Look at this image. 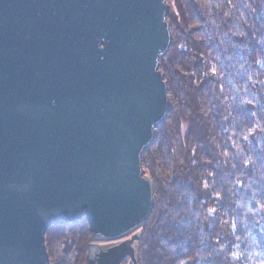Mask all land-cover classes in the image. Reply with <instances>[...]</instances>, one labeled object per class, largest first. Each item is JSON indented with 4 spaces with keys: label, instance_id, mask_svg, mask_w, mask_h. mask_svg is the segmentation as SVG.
<instances>
[{
    "label": "water",
    "instance_id": "obj_1",
    "mask_svg": "<svg viewBox=\"0 0 264 264\" xmlns=\"http://www.w3.org/2000/svg\"><path fill=\"white\" fill-rule=\"evenodd\" d=\"M168 10L0 0V264H49L47 230L82 217L87 264L133 259L153 207L141 157L169 109Z\"/></svg>",
    "mask_w": 264,
    "mask_h": 264
},
{
    "label": "clouds",
    "instance_id": "obj_2",
    "mask_svg": "<svg viewBox=\"0 0 264 264\" xmlns=\"http://www.w3.org/2000/svg\"><path fill=\"white\" fill-rule=\"evenodd\" d=\"M205 7L200 33L204 64L217 76L227 73L221 81L224 90L214 93L222 109L221 128H213L211 135L219 161L216 167L227 170L218 178L202 174L201 180L209 182L201 190H213L217 197L208 207L197 202L196 191L179 184L168 188L171 196L161 210L174 201L168 209L174 221L192 218L185 236V244L191 240V246L161 239L159 250L179 264H264V46L254 52L246 42L233 43L234 37L248 40L256 9L264 11V6L257 0H220ZM213 38L218 44L209 49L206 45ZM217 47L240 48L243 55H226L222 60ZM215 111L216 107L206 109Z\"/></svg>",
    "mask_w": 264,
    "mask_h": 264
},
{
    "label": "trees",
    "instance_id": "obj_3",
    "mask_svg": "<svg viewBox=\"0 0 264 264\" xmlns=\"http://www.w3.org/2000/svg\"><path fill=\"white\" fill-rule=\"evenodd\" d=\"M166 2L170 3L171 8L166 16L171 45L166 56L159 61V71L163 73L167 86L169 109L166 119L156 128L155 141L141 157L142 170L152 183L153 207L148 220L139 230V239L133 247V259L124 260L122 264H179L177 258L161 254L159 241L164 239L169 244H185L192 218H181L179 223L174 221L168 214L174 201L161 210V205L171 196L168 188L179 184L182 188L196 191L197 202L208 207L217 197L213 190H201L203 184L209 182L201 180L202 174L207 172L211 177L218 178L227 170L216 167L219 161L211 140L213 128H221L222 109L217 106V95L224 90L225 85L221 81L227 73L217 76L215 69L205 67L204 46L200 36L203 31L201 23L208 11L205 5L219 3L220 0ZM257 3L264 6V0H257ZM211 11L217 13L216 8ZM256 12L248 40L233 38V43L246 42L254 52L264 46V11L257 8ZM213 44H218L215 38L206 47L211 49ZM215 51L222 60L226 55H243L240 48L222 50L217 47ZM213 107H216L215 112H206V109ZM220 206L223 207V204ZM216 224L217 220L213 219L212 227L215 228ZM88 236L85 217L71 226H51L45 234L49 264H87ZM58 243L62 245V250L60 256L56 257L53 249H59L55 245ZM185 246L190 247L191 240Z\"/></svg>",
    "mask_w": 264,
    "mask_h": 264
},
{
    "label": "rangeland",
    "instance_id": "obj_4",
    "mask_svg": "<svg viewBox=\"0 0 264 264\" xmlns=\"http://www.w3.org/2000/svg\"><path fill=\"white\" fill-rule=\"evenodd\" d=\"M166 4L168 5V8H169V10H171V8H170V3L169 2H166ZM172 4V3H171ZM145 174V176L146 177H148V174L146 173V172H144ZM139 230L137 231V235H139ZM139 237V236H138ZM130 238V236H128V237H125V238H123V239H119V240H117V241H108V242H98L97 244H99V245H102V246H105V247H108V246H111V245H114V244H116V243H119V242H122V241H125V240H127V239H129ZM45 240V239H44ZM88 241V240H87ZM57 247H59V249L57 248V249H53V255L54 256H60V250H62V245L60 244V243H58V244H55ZM87 252H88V248H87V251H86V258H87ZM128 259H130V258H126L125 260H128Z\"/></svg>",
    "mask_w": 264,
    "mask_h": 264
}]
</instances>
